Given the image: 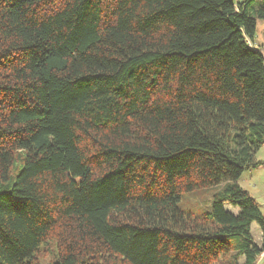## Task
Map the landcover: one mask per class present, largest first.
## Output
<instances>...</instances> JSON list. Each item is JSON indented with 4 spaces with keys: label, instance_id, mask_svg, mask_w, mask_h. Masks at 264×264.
Returning a JSON list of instances; mask_svg holds the SVG:
<instances>
[{
    "label": "trees",
    "instance_id": "1",
    "mask_svg": "<svg viewBox=\"0 0 264 264\" xmlns=\"http://www.w3.org/2000/svg\"><path fill=\"white\" fill-rule=\"evenodd\" d=\"M259 19L264 0H0V264H264L238 183L263 164ZM222 182L203 216L177 207Z\"/></svg>",
    "mask_w": 264,
    "mask_h": 264
},
{
    "label": "rangeland",
    "instance_id": "2",
    "mask_svg": "<svg viewBox=\"0 0 264 264\" xmlns=\"http://www.w3.org/2000/svg\"><path fill=\"white\" fill-rule=\"evenodd\" d=\"M233 1L236 3L237 1L241 0ZM263 29V21L260 19L257 20L255 43L259 44L260 47L264 44ZM261 50L264 56V49ZM255 156L257 159H261L263 164H260L255 168L245 169L238 178V183L255 199L264 216V143L259 148V150H257ZM225 185L226 182H222L221 184L197 188L188 192H184L177 202V207L183 212L189 213L199 218L211 210L214 194L220 192L225 187ZM250 232L253 240L256 243H260L262 241V231L257 223L253 222L251 224ZM49 259L50 255H44L39 259L40 264H49ZM263 260L264 250L258 257L259 262H262ZM217 264L222 263L220 262Z\"/></svg>",
    "mask_w": 264,
    "mask_h": 264
},
{
    "label": "crops",
    "instance_id": "3",
    "mask_svg": "<svg viewBox=\"0 0 264 264\" xmlns=\"http://www.w3.org/2000/svg\"><path fill=\"white\" fill-rule=\"evenodd\" d=\"M261 160V159H260ZM258 244H260V243H258Z\"/></svg>",
    "mask_w": 264,
    "mask_h": 264
}]
</instances>
